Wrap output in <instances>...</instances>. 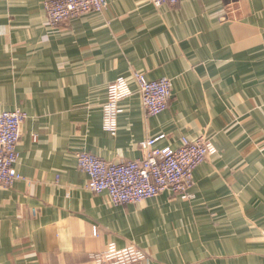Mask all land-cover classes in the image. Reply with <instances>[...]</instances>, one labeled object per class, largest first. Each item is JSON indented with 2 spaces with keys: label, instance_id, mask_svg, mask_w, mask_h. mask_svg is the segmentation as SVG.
<instances>
[{
  "label": "crops",
  "instance_id": "1",
  "mask_svg": "<svg viewBox=\"0 0 264 264\" xmlns=\"http://www.w3.org/2000/svg\"><path fill=\"white\" fill-rule=\"evenodd\" d=\"M45 1L0 0V113L27 114L24 180L0 187V264H103L111 244L143 250L134 264H264V0H107L56 28ZM134 73L172 80L167 111L146 114ZM120 77L134 94L111 136L103 105ZM161 135L158 148L204 135L218 150L189 201L115 206L87 189L80 153L126 163Z\"/></svg>",
  "mask_w": 264,
  "mask_h": 264
},
{
  "label": "built area",
  "instance_id": "2",
  "mask_svg": "<svg viewBox=\"0 0 264 264\" xmlns=\"http://www.w3.org/2000/svg\"><path fill=\"white\" fill-rule=\"evenodd\" d=\"M181 0H152L155 7L175 6ZM107 0H46L44 10L50 26L60 27L72 19L90 13L103 12ZM134 80L148 116H158L169 108L173 83L169 78L149 81L141 73H134ZM134 94L129 81L120 77L107 89V100L103 105V130L116 136L119 131L118 118L123 113L121 102ZM27 114L20 109L0 113V187L12 188L24 180L17 171L18 147L22 127ZM166 138L161 135L141 143L143 159L126 163L107 162L90 153L78 155L79 169L89 177L87 189L96 194H108L115 206L139 204L171 191L182 200L191 199L195 171L211 156L218 153L211 140L202 135L195 140L183 138L181 146L158 148ZM34 211V215H36ZM93 235L99 236L96 227ZM96 258L103 264H134L148 259L147 254L137 247L118 249L115 244Z\"/></svg>",
  "mask_w": 264,
  "mask_h": 264
}]
</instances>
